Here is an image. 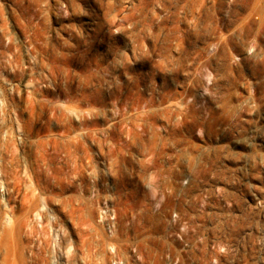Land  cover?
Wrapping results in <instances>:
<instances>
[{"label": "rangeland", "instance_id": "rangeland-1", "mask_svg": "<svg viewBox=\"0 0 264 264\" xmlns=\"http://www.w3.org/2000/svg\"><path fill=\"white\" fill-rule=\"evenodd\" d=\"M222 160L263 198L264 0H0V264Z\"/></svg>", "mask_w": 264, "mask_h": 264}, {"label": "built area", "instance_id": "built-area-1", "mask_svg": "<svg viewBox=\"0 0 264 264\" xmlns=\"http://www.w3.org/2000/svg\"><path fill=\"white\" fill-rule=\"evenodd\" d=\"M218 165L209 174L191 168L169 183H145L140 201L114 199L108 185L86 233L72 235L58 217L34 218L41 232L29 252L40 246L42 258L30 264H255L260 255L264 264V195L256 201L247 166L240 175L225 160Z\"/></svg>", "mask_w": 264, "mask_h": 264}, {"label": "bare ground", "instance_id": "bare-ground-1", "mask_svg": "<svg viewBox=\"0 0 264 264\" xmlns=\"http://www.w3.org/2000/svg\"><path fill=\"white\" fill-rule=\"evenodd\" d=\"M252 229H253V222H252Z\"/></svg>", "mask_w": 264, "mask_h": 264}]
</instances>
